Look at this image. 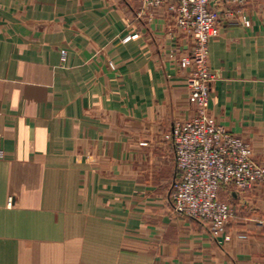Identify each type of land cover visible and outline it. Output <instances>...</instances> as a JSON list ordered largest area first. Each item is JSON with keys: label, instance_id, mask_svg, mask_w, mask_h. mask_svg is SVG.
Segmentation results:
<instances>
[{"label": "crops", "instance_id": "obj_1", "mask_svg": "<svg viewBox=\"0 0 264 264\" xmlns=\"http://www.w3.org/2000/svg\"><path fill=\"white\" fill-rule=\"evenodd\" d=\"M242 10L209 42V110L264 162V0ZM189 51L141 0H0V264H264V182L221 189L218 238L172 209Z\"/></svg>", "mask_w": 264, "mask_h": 264}, {"label": "built area", "instance_id": "obj_2", "mask_svg": "<svg viewBox=\"0 0 264 264\" xmlns=\"http://www.w3.org/2000/svg\"><path fill=\"white\" fill-rule=\"evenodd\" d=\"M249 0H141L145 11L166 8L174 26L190 45L180 58L189 68L190 102L195 113L177 122L168 132L174 146L178 176L172 184L170 203L175 213L207 224L215 238L222 235L235 215L233 203L220 198L224 186L244 192L264 182V162L254 157L249 140L219 124L209 110L215 74L210 70L209 42L221 35L226 22ZM243 22L250 25L247 14ZM136 35L129 34V41ZM62 60L67 51L62 50ZM0 156L2 153L0 152Z\"/></svg>", "mask_w": 264, "mask_h": 264}, {"label": "rangeland", "instance_id": "obj_3", "mask_svg": "<svg viewBox=\"0 0 264 264\" xmlns=\"http://www.w3.org/2000/svg\"><path fill=\"white\" fill-rule=\"evenodd\" d=\"M221 192V191H220ZM220 195V194H219ZM221 199H223L224 198V196L221 194V197H220Z\"/></svg>", "mask_w": 264, "mask_h": 264}]
</instances>
